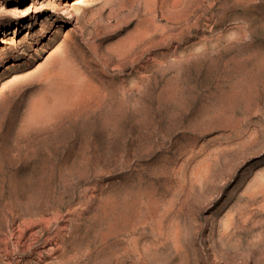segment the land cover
<instances>
[{"label": "rangeland", "instance_id": "374dc122", "mask_svg": "<svg viewBox=\"0 0 264 264\" xmlns=\"http://www.w3.org/2000/svg\"><path fill=\"white\" fill-rule=\"evenodd\" d=\"M0 264H264V0H0Z\"/></svg>", "mask_w": 264, "mask_h": 264}]
</instances>
